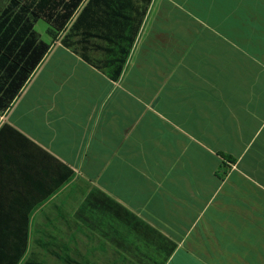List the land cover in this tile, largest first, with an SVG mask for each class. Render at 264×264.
<instances>
[{
    "label": "crops",
    "instance_id": "obj_1",
    "mask_svg": "<svg viewBox=\"0 0 264 264\" xmlns=\"http://www.w3.org/2000/svg\"><path fill=\"white\" fill-rule=\"evenodd\" d=\"M20 251L264 264V0H91L49 41L0 112V262Z\"/></svg>",
    "mask_w": 264,
    "mask_h": 264
},
{
    "label": "trees",
    "instance_id": "obj_2",
    "mask_svg": "<svg viewBox=\"0 0 264 264\" xmlns=\"http://www.w3.org/2000/svg\"><path fill=\"white\" fill-rule=\"evenodd\" d=\"M1 1L0 112L9 107L49 49V44L39 41L34 31L35 22L42 19L49 25L51 23L57 32L67 28L61 38L67 40L80 28L82 15L89 11L91 5V0ZM80 7V12L74 17ZM22 255L21 251L15 253L9 264H16ZM6 257L0 264L8 263Z\"/></svg>",
    "mask_w": 264,
    "mask_h": 264
},
{
    "label": "rangeland",
    "instance_id": "obj_3",
    "mask_svg": "<svg viewBox=\"0 0 264 264\" xmlns=\"http://www.w3.org/2000/svg\"><path fill=\"white\" fill-rule=\"evenodd\" d=\"M0 2H2V1L0 0ZM34 31H35V33H36L39 41H42L45 44H49V41L50 40H58V39H61L62 36L67 32V28L63 29L60 32H57L55 30V28L52 27L51 23L49 25L48 23H46V21H44L42 19H39L34 24ZM38 255H39L38 256L39 260L49 259L48 256L51 257V259H54L55 262H59V260H60L58 257H55L52 254H50V255L49 254L43 255V253H39ZM24 256H23L22 259H24Z\"/></svg>",
    "mask_w": 264,
    "mask_h": 264
}]
</instances>
